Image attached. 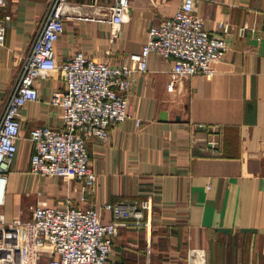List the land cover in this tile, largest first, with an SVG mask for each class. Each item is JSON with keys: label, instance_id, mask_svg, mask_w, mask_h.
<instances>
[{"label": "crops", "instance_id": "0c3cea01", "mask_svg": "<svg viewBox=\"0 0 264 264\" xmlns=\"http://www.w3.org/2000/svg\"><path fill=\"white\" fill-rule=\"evenodd\" d=\"M50 1L10 0L0 10V18L11 15L0 44V121ZM183 1L131 0L119 37L111 42V25L99 19L109 18L115 0H69L57 61L82 50L111 65L127 62L148 40L150 28L172 17ZM194 9L213 35L228 41L225 56L213 63L215 76L196 75L168 90L173 62L153 53L148 71L135 73L130 93L142 125L129 119L111 128L105 144H88L98 178L86 204L80 203L76 179L30 170V131L63 123L51 99L65 89L64 75L55 70L38 79L39 100L21 110L19 152L0 207V237L13 254L26 255L16 262L33 257L27 224L43 196L53 206L93 205L105 220L113 217L106 204L152 197L153 210L145 212L150 226L122 227L131 232L125 239L130 249L122 257L112 252L113 264H186L191 247L203 249L208 264H264V0H195ZM220 22L230 25L228 33ZM211 127L219 133L215 149ZM16 218L26 224L12 226Z\"/></svg>", "mask_w": 264, "mask_h": 264}, {"label": "built area", "instance_id": "2783aa9c", "mask_svg": "<svg viewBox=\"0 0 264 264\" xmlns=\"http://www.w3.org/2000/svg\"><path fill=\"white\" fill-rule=\"evenodd\" d=\"M9 2L0 0V10ZM68 4L69 0L50 1L0 121V207L6 201L7 174L19 152L21 110L39 100L38 79L55 70L64 75L65 89L55 92L51 99L61 109L63 123L61 127L43 124L30 131V170L36 175L76 179L80 183V203L86 204L98 178L91 166L88 144H105L111 128L129 119L133 118L138 127L142 125L143 119L133 114L130 93L135 73L148 71L150 56L156 53L173 62L167 83V89L172 90L177 81L196 75L212 79L216 74L213 63L228 50L226 37L213 35L204 19L195 14V0H184L172 17L150 28L148 40L140 51L128 54L127 62L111 65L79 50L59 64L56 44L71 15ZM130 6L131 0H115L109 18L99 19L111 25V42L119 37ZM10 20L9 14L0 18V44L6 41ZM219 25L226 33L230 31V25ZM211 131L209 144L215 149L219 133L215 127ZM104 209L112 212L111 220H105L102 210L93 205L59 207L39 201L27 224L30 231L26 239L33 247V258L20 264H108L120 228L150 226L145 212L151 214L153 199L131 205L106 204ZM25 224L21 218L12 222L14 227ZM186 264H208L206 252L189 248Z\"/></svg>", "mask_w": 264, "mask_h": 264}, {"label": "rangeland", "instance_id": "374dc122", "mask_svg": "<svg viewBox=\"0 0 264 264\" xmlns=\"http://www.w3.org/2000/svg\"><path fill=\"white\" fill-rule=\"evenodd\" d=\"M43 198L44 197L41 196L40 199L45 200ZM36 202H37V197L34 199V203H36ZM2 210H5V209H2ZM22 216H23V218H25L24 213L21 215V217ZM129 231L130 230L120 228L117 236L114 238L113 254L116 253V255H118L119 257H122L121 253H123L124 251L126 252L127 248H128V250L130 249V246L128 245L129 242L127 240H125L126 237H128V235L131 234V232L129 233ZM133 233H135V232H133ZM0 239H1L0 240V264H19L18 262H16V259L26 257V255H22V254H18V253L13 254V252L11 251V248L9 246H7V244H5V241H3V237H0ZM26 242L29 245V248L33 250L32 245L28 242L27 239H26ZM108 264H113V263L111 260H109Z\"/></svg>", "mask_w": 264, "mask_h": 264}, {"label": "trees", "instance_id": "16d2710c", "mask_svg": "<svg viewBox=\"0 0 264 264\" xmlns=\"http://www.w3.org/2000/svg\"><path fill=\"white\" fill-rule=\"evenodd\" d=\"M118 264H123V263H118Z\"/></svg>", "mask_w": 264, "mask_h": 264}]
</instances>
